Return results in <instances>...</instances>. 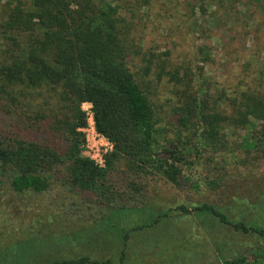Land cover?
Here are the masks:
<instances>
[{"label": "trees", "instance_id": "16d2710c", "mask_svg": "<svg viewBox=\"0 0 264 264\" xmlns=\"http://www.w3.org/2000/svg\"><path fill=\"white\" fill-rule=\"evenodd\" d=\"M254 1L264 15V0L188 2L192 12L207 16L204 24L194 21L188 27L209 36L210 23L215 27L232 8ZM146 7L150 10L151 0H0V181L18 194H43L59 183L103 208L89 226L57 235V258L38 260L30 249H19L31 256L26 262L2 258L0 264H148L147 254L139 256L147 239L134 234L188 215L203 229L202 244L209 241L218 254L210 264H264L262 179L256 184L258 202L246 204L260 211L252 219L238 205L227 209L203 202L191 214L181 204L177 217L170 210L155 215L154 206H140L146 188L141 181L149 176L181 189L203 186L219 193L243 177L238 168L248 160L264 162V89L239 85L210 92L202 73L185 71L180 77L178 70H168L170 52L145 53L142 41H136ZM199 50L210 59L206 47ZM134 58L146 63L141 75L131 70ZM157 69L158 81L166 76L184 86L177 93L180 104L171 107L170 127L163 125L168 114L152 100L146 79ZM83 104L91 106L96 131L113 145L102 169L83 148ZM241 131L247 135L239 142ZM227 231L248 238L233 257L223 254L226 245L220 242ZM37 233L14 245H31ZM181 236L176 247L187 252L189 238ZM156 241L161 247L163 241ZM72 244H81L83 251L72 252ZM65 250L73 258L65 257ZM169 251L165 263L149 264H171Z\"/></svg>", "mask_w": 264, "mask_h": 264}, {"label": "rangeland", "instance_id": "374dc122", "mask_svg": "<svg viewBox=\"0 0 264 264\" xmlns=\"http://www.w3.org/2000/svg\"><path fill=\"white\" fill-rule=\"evenodd\" d=\"M188 2L192 5L196 4L195 0H151L150 10L148 7L142 10V23L139 24L141 36L135 38L137 42L142 41L144 52L154 54L170 52L168 70L171 72L178 70L180 77H183L185 71L191 75L202 73L210 92H214L216 88L232 91L239 85L243 89L247 86L264 89V23L262 21L264 15L255 7L257 3L254 1L246 8L243 6L235 7L236 10L232 8L230 17H222L215 27L210 23L212 29L209 36H201L199 32H195L194 26L190 28L188 25L194 21L204 24L207 16H201L198 9L192 12ZM201 47L207 48L204 52L209 53V60L201 54L199 50ZM145 65L146 63L140 58H134L130 67L133 72L141 75L144 73ZM154 72L157 73L158 69L146 75V79L151 82L150 96L157 102L160 110L168 114L166 116L168 124L164 121L163 125L170 127L175 121L170 115L171 107L180 104L181 97L177 93L184 86L168 80L166 76H162L158 81ZM259 77L261 78L258 80ZM82 108L88 112L91 106L83 104ZM246 135L245 131H241L236 139L240 142ZM238 171L243 177L233 180L234 183H231L230 187L224 185L219 188V193L208 191L203 186L199 189L194 187L181 189L166 183L158 176H149L141 181L145 183L146 188L142 193L140 206L143 203L154 206L155 215L163 210H170V213L177 217L180 213L177 207L181 204L193 214L196 205L210 202L227 209L238 205L242 214L248 213L251 219L255 218L260 214L259 209L255 210L251 205L248 208L246 204L258 202L259 191H256V184L257 180L264 181V162L252 163L248 160L245 166L238 168ZM197 172H201L200 168ZM227 175L224 180H227ZM191 180L195 181L196 178L192 177ZM86 201L89 200L82 194H71L66 186L59 183L51 185L43 194L32 192L18 194L11 190L8 181H0V248L7 246L0 250V259L26 262L31 256L20 252L19 249H30L36 257L39 256L38 260L57 258L60 247L57 235L75 232L82 226H89L91 221L103 212L101 206ZM125 203L124 205L133 207L130 203ZM147 218L149 219V216ZM35 232L38 233L36 237L31 238V245L24 248L18 247V244L14 245L19 240L33 236ZM230 232L232 231L225 232L227 235L223 234V242L220 241L226 245L223 254L227 257L238 254L241 243L248 240L246 235L230 234ZM79 234L77 232L75 235ZM181 235L189 238L185 242L187 246L191 245L187 252L179 247L180 244L176 247L182 240ZM134 236L136 239H147L145 249L139 256L143 257L147 254L148 259L145 261H148V264L159 261L165 263L163 258L170 248L169 254L174 253L171 264H210L218 255L209 241L204 244L205 246L202 244L205 239L203 229L198 219L192 215L182 216L174 222L172 219L164 221L159 228L146 234L136 232ZM158 239L163 241V244L160 243L161 247L155 244ZM195 242L200 244L196 248L197 253ZM69 247L75 253L83 251L81 244H72ZM72 252L65 250L63 255L71 259Z\"/></svg>", "mask_w": 264, "mask_h": 264}, {"label": "built area", "instance_id": "2783aa9c", "mask_svg": "<svg viewBox=\"0 0 264 264\" xmlns=\"http://www.w3.org/2000/svg\"><path fill=\"white\" fill-rule=\"evenodd\" d=\"M85 113L87 115V125L81 129L85 141L83 148L90 161L96 167L102 169L105 167L106 157L113 151V145L96 131L91 108Z\"/></svg>", "mask_w": 264, "mask_h": 264}]
</instances>
